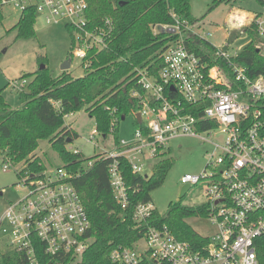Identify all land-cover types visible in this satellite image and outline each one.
<instances>
[{
  "label": "built area",
  "instance_id": "2783aa9c",
  "mask_svg": "<svg viewBox=\"0 0 264 264\" xmlns=\"http://www.w3.org/2000/svg\"><path fill=\"white\" fill-rule=\"evenodd\" d=\"M5 6H14L21 12L34 7L38 18L47 24H65L73 33L72 56L82 58L85 69L90 65L89 52L107 46L111 19L106 18L104 26H91L88 0H0L1 11ZM253 22L264 40V14H257ZM170 28L175 29L177 38L162 53L163 66L155 72L149 66L136 69L138 88L131 95L139 104L134 113L136 118L138 112L141 114L138 127L131 136L115 139L112 150H102L83 166L88 168L96 160L109 159L113 194L125 208L130 203V186L121 168L122 159L134 173L149 176L174 138L207 132L209 138L204 140L214 145L207 164L210 170L184 175L182 183L189 184L190 189L204 184L208 205L205 217L215 231L195 247L179 240L166 224L148 225L144 250L136 245L115 247L111 261L260 264L259 238L264 237V76L251 77L247 68L236 62L238 54L231 56L219 47L218 54L227 64L210 65L189 48L190 39L205 38L195 24L176 18ZM24 83L19 86L24 87ZM53 104L61 111L59 101ZM72 115L74 112L65 114V120ZM115 126L110 134H114ZM97 135L104 139L109 136L96 128L87 141L93 142ZM214 135L221 139L215 141ZM72 152L82 154L78 148ZM11 167V163H4L5 170ZM81 172L82 167L71 172L64 164L55 170L44 167L41 172L26 171L21 175L20 184L28 192L11 202L0 216V237L8 247L24 254L30 264H40V242L47 255L69 254L74 258H81L90 245L92 238L86 235L91 221L72 181ZM154 211L152 201L139 202L135 204L134 219L147 223Z\"/></svg>",
  "mask_w": 264,
  "mask_h": 264
},
{
  "label": "trees",
  "instance_id": "16d2710c",
  "mask_svg": "<svg viewBox=\"0 0 264 264\" xmlns=\"http://www.w3.org/2000/svg\"><path fill=\"white\" fill-rule=\"evenodd\" d=\"M230 1L214 0L211 9ZM88 2L91 26H104V20L111 19L107 46L89 52L90 65L82 76L74 77L69 70L53 76L44 63L45 68L24 74L33 75V80L28 91L19 90L22 104L18 108L12 107L3 89L0 90V156L4 163L9 162L12 167L24 164L16 170L20 177L26 171L41 172L45 166L35 151L40 140L48 139L69 171L76 172L78 167H82L81 174L72 181L90 218L91 228L86 236L92 241L76 264H114L110 258L112 250L119 246L134 247L144 238L148 225L166 224L179 240L189 241L196 247L205 242V237L187 222V218L206 216V203L196 206L170 203L165 215L155 209L147 223L134 219L135 204L152 201L151 193L165 182L172 167L171 159L166 155L159 158L149 176L134 173L130 164L125 159L121 160L125 180L130 186V203L123 208L116 201L110 183V160H96L92 166L85 168L83 162L86 159L67 148V140L76 138L78 134L64 118L67 113L85 108L95 118L100 133L110 134L116 124L114 135L117 134L118 124L130 113L139 110L137 99L131 95L132 90L138 88L137 67L149 66L154 72L158 71L163 66L162 53L177 38L175 33L160 31L158 27L170 28L176 18L197 23L198 19L191 12V0ZM37 18L34 7L21 12L13 27L17 32L16 39L35 37ZM2 22L3 11L0 10V24ZM250 32L255 40L247 44L235 60L247 68L251 77L264 76V40L259 37L254 22ZM258 43H262L263 47ZM188 45L210 65L226 66L227 61L218 54V47L209 41L195 38L190 39ZM54 101L60 102L61 111L54 107ZM209 126L211 124L205 128ZM115 138L118 141L119 136ZM263 239L259 238L260 264H264ZM37 254L40 264H71L74 261L69 254L47 255L41 242L37 244ZM2 257L5 264H30L24 254L8 246Z\"/></svg>",
  "mask_w": 264,
  "mask_h": 264
},
{
  "label": "rangeland",
  "instance_id": "374dc122",
  "mask_svg": "<svg viewBox=\"0 0 264 264\" xmlns=\"http://www.w3.org/2000/svg\"><path fill=\"white\" fill-rule=\"evenodd\" d=\"M213 3L214 0H191V12L198 19L195 29L205 37L203 41H209L235 56L255 40L250 32L251 24L257 14H264V0H232L211 9ZM20 16L19 8L5 6L3 22L0 24V90L3 89L6 100L14 108L22 104L18 89L28 91L33 80V75H23L37 71L42 63L48 66L53 76H58L64 71L63 63L70 57L69 72L74 77L85 73L82 58L72 56L73 33L65 24L49 25L40 17L35 24V37L16 39L17 32L13 27ZM256 40L258 42L259 38L256 37ZM262 45L258 43V46L263 47ZM23 81L24 87H20ZM66 122L78 134L73 141L68 142V150L80 149L81 157L86 161L102 150H112L116 136L120 139L129 137L139 125L134 113H130L118 124L117 134H109L106 139L97 135L93 142H88L87 139L96 130L97 123L85 108L66 118ZM206 138H209V134L200 132L198 136H180L171 141L166 156L171 159L172 167L165 182L151 193L152 203L160 214L165 215L168 212L170 203L181 202L184 205L196 206L207 201L204 184L193 185L183 198L180 197L184 175L201 174L205 168L210 170L207 164L214 145L204 140ZM213 138L215 141L221 139L220 135H214ZM35 154L41 158L44 166L51 170L65 164L48 139L40 140ZM23 165L22 163L5 170L4 161L0 156V216L11 202L20 200L28 192L27 188L20 184L22 179L16 171L24 167ZM187 222L203 236L211 235L215 231V227L205 216L189 217ZM6 246L7 243L0 237V264H5L2 253ZM136 247L140 251L144 250L145 239H141ZM79 259L74 258L71 264H76Z\"/></svg>",
  "mask_w": 264,
  "mask_h": 264
},
{
  "label": "water",
  "instance_id": "95a60500",
  "mask_svg": "<svg viewBox=\"0 0 264 264\" xmlns=\"http://www.w3.org/2000/svg\"><path fill=\"white\" fill-rule=\"evenodd\" d=\"M158 29L160 31H163V32H169V33H174L175 32V29L174 28H166L164 26H159ZM71 67V58L69 57L62 65V69L63 70H68L69 68ZM41 69L45 68V65L42 64L40 66ZM173 88V87H172ZM137 119H138V122H141V114L138 112L137 113ZM72 139H68L67 142H71ZM190 190V185L189 184H185L183 185V187L181 188V192H180V197L183 198L187 192Z\"/></svg>",
  "mask_w": 264,
  "mask_h": 264
}]
</instances>
